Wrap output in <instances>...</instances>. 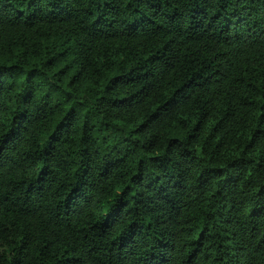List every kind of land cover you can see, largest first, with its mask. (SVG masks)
I'll return each mask as SVG.
<instances>
[{
	"label": "trees",
	"instance_id": "16d2710c",
	"mask_svg": "<svg viewBox=\"0 0 264 264\" xmlns=\"http://www.w3.org/2000/svg\"><path fill=\"white\" fill-rule=\"evenodd\" d=\"M0 264H264V0H0Z\"/></svg>",
	"mask_w": 264,
	"mask_h": 264
}]
</instances>
